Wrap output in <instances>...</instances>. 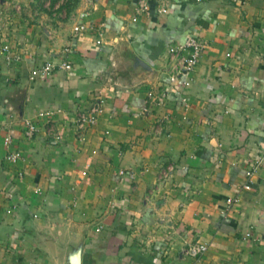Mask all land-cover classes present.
I'll return each mask as SVG.
<instances>
[{
  "label": "crops",
  "instance_id": "1",
  "mask_svg": "<svg viewBox=\"0 0 264 264\" xmlns=\"http://www.w3.org/2000/svg\"><path fill=\"white\" fill-rule=\"evenodd\" d=\"M42 1L0 0V264H264V0Z\"/></svg>",
  "mask_w": 264,
  "mask_h": 264
},
{
  "label": "built area",
  "instance_id": "2",
  "mask_svg": "<svg viewBox=\"0 0 264 264\" xmlns=\"http://www.w3.org/2000/svg\"><path fill=\"white\" fill-rule=\"evenodd\" d=\"M139 11H145L146 10V1L145 0H139L138 5ZM166 7L161 6L158 9L159 13H165ZM74 32H82L86 30V26L83 24L76 25L73 28ZM97 44H101V39L96 40ZM204 48V44L196 37L190 36L186 39L183 45L177 47L173 50L172 55L178 54L179 51L187 50L186 55H182L178 61V63L175 64L174 69H176L177 73H188L190 72L197 64L198 58ZM1 51L5 54V57L7 59L12 60H18V55L11 50V47L9 43L2 42L0 46ZM62 69V70H70L71 65L66 62H55L53 60H46L44 64L41 66L39 72L43 76H50L55 70ZM97 111L96 108H92L90 111H82L78 115V127L84 128L88 124H92L95 120L94 113ZM37 131V126L31 121H27L25 123V131L24 135L26 138L30 139ZM3 143L5 145H10L12 143V139L10 136H6L3 139ZM20 158V152L19 151H13L7 154L6 159L12 163H15ZM120 174H124V171H120ZM132 176V174L130 173ZM246 235H249L248 233ZM207 245L202 244L199 242L190 243L187 245L185 249V254L188 257L189 264H194V262L206 252Z\"/></svg>",
  "mask_w": 264,
  "mask_h": 264
},
{
  "label": "rangeland",
  "instance_id": "3",
  "mask_svg": "<svg viewBox=\"0 0 264 264\" xmlns=\"http://www.w3.org/2000/svg\"><path fill=\"white\" fill-rule=\"evenodd\" d=\"M77 1L78 0H43L39 3L41 4V7H48L50 9L54 8L57 10L65 9L68 12L77 4Z\"/></svg>",
  "mask_w": 264,
  "mask_h": 264
},
{
  "label": "water",
  "instance_id": "4",
  "mask_svg": "<svg viewBox=\"0 0 264 264\" xmlns=\"http://www.w3.org/2000/svg\"><path fill=\"white\" fill-rule=\"evenodd\" d=\"M77 259V258H76ZM76 263H77V260H76Z\"/></svg>",
  "mask_w": 264,
  "mask_h": 264
}]
</instances>
